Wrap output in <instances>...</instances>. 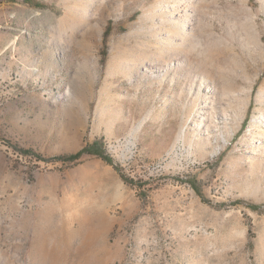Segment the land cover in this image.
Here are the masks:
<instances>
[{"label":"rangeland","instance_id":"obj_1","mask_svg":"<svg viewBox=\"0 0 264 264\" xmlns=\"http://www.w3.org/2000/svg\"><path fill=\"white\" fill-rule=\"evenodd\" d=\"M184 2L0 0V264H264V0Z\"/></svg>","mask_w":264,"mask_h":264},{"label":"trees","instance_id":"obj_2","mask_svg":"<svg viewBox=\"0 0 264 264\" xmlns=\"http://www.w3.org/2000/svg\"><path fill=\"white\" fill-rule=\"evenodd\" d=\"M90 155V156H96L99 158H102L104 161L112 164V159L106 155L102 144L100 141H95L91 145L83 148L81 151L77 152L76 154L70 155L68 157H60V160L68 161V162H74L82 159L83 156ZM194 190L203 197L202 191L200 187L197 185L198 183L196 181H189ZM204 198V197H203Z\"/></svg>","mask_w":264,"mask_h":264},{"label":"bare ground","instance_id":"obj_3","mask_svg":"<svg viewBox=\"0 0 264 264\" xmlns=\"http://www.w3.org/2000/svg\"><path fill=\"white\" fill-rule=\"evenodd\" d=\"M190 5H189V3L187 2V0H186V2H184V3H181V4H179V7H185V10L183 11L184 13H185V15H183L182 17V20L183 21H185V23L187 24H189V19H188V17L190 16V14H188V11H190V9L188 10V8L187 7H189ZM187 8V9H186ZM179 16H181V15H179ZM181 23V22H180ZM185 26V25H184ZM191 27H193V26H191ZM193 29V28H192ZM231 116H233V114H232V112L231 111H227V110H225V111H223L222 113H220V119H226V120H228V119H231ZM234 119V118H233ZM235 119H236V117H235ZM263 124H264V116H263V122H262ZM221 135V134H220Z\"/></svg>","mask_w":264,"mask_h":264}]
</instances>
